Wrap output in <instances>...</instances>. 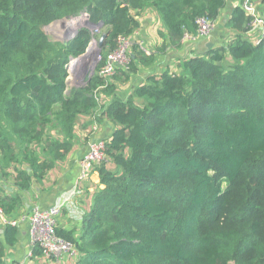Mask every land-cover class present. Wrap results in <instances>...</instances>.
Returning a JSON list of instances; mask_svg holds the SVG:
<instances>
[{"label": "trees", "instance_id": "16d2710c", "mask_svg": "<svg viewBox=\"0 0 264 264\" xmlns=\"http://www.w3.org/2000/svg\"><path fill=\"white\" fill-rule=\"evenodd\" d=\"M225 5L0 0V176L28 190L70 153L79 119L105 117L114 125L106 156L94 165L101 186L79 228L56 226L76 248L73 264H264V38H247L251 17L233 6L225 45L147 76L125 100L98 73L118 36L139 26L144 9L157 12L160 35L178 45L185 33H197L199 18L215 21ZM83 14L108 35L93 74L69 88L66 65L84 54L92 31L82 26L64 44L44 27ZM132 48L129 69L118 68L113 78L128 81L135 60L152 63ZM1 192L8 215L20 199ZM16 233L5 226L0 257Z\"/></svg>", "mask_w": 264, "mask_h": 264}, {"label": "crops", "instance_id": "0c3cea01", "mask_svg": "<svg viewBox=\"0 0 264 264\" xmlns=\"http://www.w3.org/2000/svg\"><path fill=\"white\" fill-rule=\"evenodd\" d=\"M244 0H226V5L221 9L215 19L214 29L207 35L196 36L194 39L181 38L178 45L169 44L161 35L163 32L162 24L154 9L146 8L141 11L138 21L139 26L130 35L134 45L138 50L143 51V47L152 56V63L142 65L135 60L137 65L136 72L129 71L128 81L123 82L117 77H111L110 82L115 85L117 96L125 100L130 97L133 90L143 84L147 76H158L164 71H172L177 68L184 58L204 55L211 48L225 45L229 39L226 21L230 16V10ZM261 7L264 3L258 0ZM259 13L264 14V8H257ZM262 11V12H261ZM193 36V35H192ZM247 38L253 42L255 37L259 36L257 32H247ZM228 38V39H227ZM162 47V49H160ZM134 51L132 48L131 52ZM144 52V51H143ZM145 53V52H144ZM134 57V55H131ZM129 68L123 69L128 70ZM120 70V69H119ZM122 71V70H120ZM122 77V74H121ZM100 99L104 95L100 94ZM137 102V98H134ZM114 125L107 118L101 117L100 120L91 118L79 119L74 128V146L70 153L60 162L55 164L54 168L46 172L41 180H34L30 189L20 191L14 186L12 177L0 176V187L2 197L18 196L20 202L18 206L9 213L8 219H19L21 216H27L34 208L46 209L52 205L61 203L63 200L70 199L71 191L79 188L78 194L73 196L63 206L59 217H57L58 228L72 230L79 228V221L83 214L89 209L91 195L96 188L100 186L98 172L94 167L88 179L80 182L81 173L80 160L89 150V145L95 141H107ZM73 210V211H72ZM7 223L0 220V242L4 241V229ZM17 229L16 243L12 246L4 244V252L0 257V264H73L75 254H60L58 256L44 254L29 255L30 235L28 232V222L22 221L15 226Z\"/></svg>", "mask_w": 264, "mask_h": 264}, {"label": "built area", "instance_id": "2783aa9c", "mask_svg": "<svg viewBox=\"0 0 264 264\" xmlns=\"http://www.w3.org/2000/svg\"><path fill=\"white\" fill-rule=\"evenodd\" d=\"M247 1L248 0H244L241 3V6L251 17V29L249 32L259 31V36L255 37L253 41L254 43H258L262 38H264V15L259 13L257 8L251 2ZM80 17H86V15L83 14ZM86 21L87 19L85 22ZM197 24V33L194 36L185 33L182 38L194 39L196 36L207 35L214 29L215 26L214 21L204 17L199 18L197 20ZM96 32H99L98 28H96ZM132 44L133 41L130 36H118L117 46L108 52L106 57L103 59V64L99 69V74L103 77L111 78L118 68H128L131 56L129 49ZM140 48L145 53H148L143 47ZM105 156L104 141L99 140L91 143L89 145V150L80 160L81 173L79 175V181L85 182L88 179V175L94 165L104 160ZM78 192L79 188H74L71 191L70 199L78 194ZM70 199L63 200L61 203L52 205L46 209L34 208L29 215L21 216L19 219H8L4 210L0 207V220L12 226H16L22 221L28 222V232L30 235L29 255L34 252L35 248H39L46 256H58L60 254L76 255V248L74 244L70 240L56 233L57 217H59L65 203Z\"/></svg>", "mask_w": 264, "mask_h": 264}, {"label": "rangeland", "instance_id": "374dc122", "mask_svg": "<svg viewBox=\"0 0 264 264\" xmlns=\"http://www.w3.org/2000/svg\"><path fill=\"white\" fill-rule=\"evenodd\" d=\"M247 2H251L256 8L260 7L261 10L264 8L261 7L258 0H248ZM85 20L86 17H80V18L77 17V18H73V20L70 19L65 20L64 22L56 21L44 27V31L51 40L64 42L72 35L75 28L77 27V24L79 23L81 26V24L85 23ZM102 32H105V28H101L99 33H97L96 28H94L92 30V37H94L95 39L94 41L95 45L92 44L93 42L92 40L89 44L88 51L84 55L79 56L78 58H76L75 61H74L75 58H72L70 61L73 62L69 61L68 63L69 69H68V77H67V86L69 88L72 86H79L85 84V78L92 75L94 70L96 69V65L100 62L102 58V55L100 54L101 49L98 46V39ZM133 45L134 43L129 49L131 55H132L131 50ZM170 72L171 70L169 71V73Z\"/></svg>", "mask_w": 264, "mask_h": 264}, {"label": "water", "instance_id": "95a60500", "mask_svg": "<svg viewBox=\"0 0 264 264\" xmlns=\"http://www.w3.org/2000/svg\"><path fill=\"white\" fill-rule=\"evenodd\" d=\"M68 19H70V18L64 17V18L58 20V22H64L65 20H68ZM83 26H84V27H89L91 30H92L93 27H94V25H91L88 21H86V23L83 24ZM79 27H81L80 24L77 26V29L74 30L72 37H73L74 34L77 32V30L79 29ZM107 35H108V32H102V33L100 34L99 39H98V46H99V47H101V46L103 45V43H104V41H105ZM68 39H70V38H68ZM92 40H93V39H92ZM90 42H91V41H90ZM63 43L65 44L66 41H64ZM89 44H90V43H89ZM88 47H89V45H88ZM88 47H87L86 51L84 52V54L88 51ZM84 54H82V55H84ZM77 58H78V57H77ZM71 59H72V58H71ZM71 59H70V60H71ZM75 60H76V58L74 59V61H75ZM70 62H73V61H70ZM66 67H67V69H69V64H67ZM66 81H67V80H66ZM27 170H29V168H27Z\"/></svg>", "mask_w": 264, "mask_h": 264}, {"label": "clouds", "instance_id": "9594fccd", "mask_svg": "<svg viewBox=\"0 0 264 264\" xmlns=\"http://www.w3.org/2000/svg\"><path fill=\"white\" fill-rule=\"evenodd\" d=\"M241 7H242V6H241ZM242 9H243V8H242ZM243 10H244V9H243ZM78 18H79V17H78ZM86 19H87V17H86ZM70 20H73V18H70ZM87 21H88V19H87ZM85 23H86V22H85ZM85 23H84V24H85ZM82 26H83V24H81V27H82ZM79 28H80V27H79ZM94 28H98V29H99V32H100V30H101V28L98 27V26H94L93 29H94ZM75 29H77V27H76ZM93 29H92V30H93ZM92 30H91V31H92ZM77 31H78V30H77ZM99 32H98V33H99ZM72 35H73V33H72ZM72 35H71L69 38H71ZM92 39H93V41H95L94 37H92ZM92 39H91V41H92ZM67 40H68V39H67ZM253 43H254V42H253ZM98 73H99V71H98Z\"/></svg>", "mask_w": 264, "mask_h": 264}, {"label": "bare ground", "instance_id": "6f19581e", "mask_svg": "<svg viewBox=\"0 0 264 264\" xmlns=\"http://www.w3.org/2000/svg\"><path fill=\"white\" fill-rule=\"evenodd\" d=\"M80 23H81V22H80ZM78 25H79V23L77 24V26H78ZM92 44L95 45V42L93 41Z\"/></svg>", "mask_w": 264, "mask_h": 264}]
</instances>
